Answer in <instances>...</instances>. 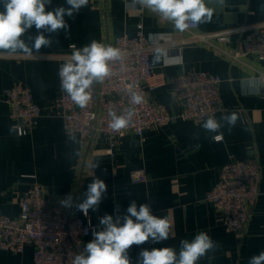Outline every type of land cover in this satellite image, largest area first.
<instances>
[{
    "label": "crops",
    "instance_id": "0c3cea01",
    "mask_svg": "<svg viewBox=\"0 0 264 264\" xmlns=\"http://www.w3.org/2000/svg\"><path fill=\"white\" fill-rule=\"evenodd\" d=\"M206 4L213 10L211 21L199 24L195 31H179L134 0H89L79 14L65 17L71 27L67 33L63 30L53 33L51 47H42L31 56L0 51L1 214L17 217L22 195L34 181L63 199L71 195L76 204L82 201L95 176L107 185L99 209L88 213L95 224L99 225L104 214L115 215L117 205L119 213H125L132 201L148 204L153 215L167 217L173 224L168 240L133 245L129 250L132 264H136L142 249L173 247L178 251L181 240H191L199 231L207 232L216 247L197 264H249L252 256L264 251V84L256 80L264 74V60L254 55L233 57L232 54L242 50L238 36L217 47L203 41L180 42L193 32L262 23L264 0H206ZM58 6H66L65 0H52L46 10ZM139 24H143L146 33L169 35L173 41L159 49L167 52L170 60L178 61L153 64L156 50L152 53V65L166 75L168 82L148 91L147 98L178 113L182 104L172 87V79L178 73L195 68L220 75L223 78L220 94L226 110L215 118L219 120L231 112L238 114L234 127L224 124L220 129L222 139L213 140L220 133L201 127L206 119L195 122L178 118L161 128L148 129L144 139L132 131L126 132L110 154L104 135L97 134L82 146L78 134L65 131L55 102L62 93L58 69L65 57L71 55V45L80 48L93 39L107 43L119 34L133 36ZM28 35H36V29L33 27ZM249 81L256 84V90L249 87ZM17 83L29 86L43 109L39 123L26 135L9 131L14 120L5 100V89ZM232 159L258 161L262 171L261 193L251 208L247 226L240 230L226 226L219 209L205 198L217 182L221 167ZM92 163H98L99 167L92 170L89 167ZM135 169H145V181H132L131 172ZM68 209L74 216H83L75 207ZM91 239L92 236L86 237L83 246ZM32 261L31 245L22 253L0 248V264H32Z\"/></svg>",
    "mask_w": 264,
    "mask_h": 264
},
{
    "label": "built area",
    "instance_id": "2783aa9c",
    "mask_svg": "<svg viewBox=\"0 0 264 264\" xmlns=\"http://www.w3.org/2000/svg\"><path fill=\"white\" fill-rule=\"evenodd\" d=\"M198 28L199 25H190L187 30ZM234 36L240 38L242 50L232 54L233 57L254 55L264 60V22L219 31L193 32L181 38L180 42L203 41L217 47L219 43H229ZM172 41L162 32L146 33L143 24H139L133 36L124 33L113 41L102 42L119 48L122 57L112 62V74L102 84L93 85L91 100L85 108L75 105L66 94L59 95L55 105L60 110L65 131L78 134L82 146L97 134H102L109 144L107 152L113 154L114 147L128 131L144 139L148 129L161 128L178 118L201 122L225 111L220 94L223 78L195 68L182 71L172 79L173 91L182 104L180 112L172 113L163 103L147 98L148 91L168 82L166 75L152 65L151 55ZM70 56L65 57L64 63ZM256 80L264 84V74ZM133 92L143 98L138 105L131 103ZM5 100L11 107L14 125L23 129L24 135L31 133L43 114L31 88L22 83L8 87ZM129 109H132L129 125L120 131L111 129L109 112L127 117ZM146 177L145 169L131 172L133 182L145 181ZM261 180L258 161L232 159L221 167L217 182L207 191L205 198L216 205L226 226L240 230L249 222L251 208L261 193ZM61 200V196L48 192L39 182L31 183L22 195L17 217L0 213V248L22 253L27 245H31L32 264H72L74 257L83 252L84 239L99 230V225L88 215H72L67 207L61 205Z\"/></svg>",
    "mask_w": 264,
    "mask_h": 264
},
{
    "label": "clouds",
    "instance_id": "9594fccd",
    "mask_svg": "<svg viewBox=\"0 0 264 264\" xmlns=\"http://www.w3.org/2000/svg\"><path fill=\"white\" fill-rule=\"evenodd\" d=\"M88 2L89 0H65L66 6L46 10L52 0H0V51L31 56L39 53L42 47H51L52 34L59 30L67 33L71 27L65 17L73 18ZM134 3H139L172 23L179 31L188 29L190 25L210 22L213 16V10L207 6L206 0H134ZM33 27L36 35H28ZM149 39H152L151 34ZM71 48L70 59L58 69L60 90L83 109L91 100L93 85L102 84L112 74V62L119 61L122 52L119 48L95 39L83 47L78 48L73 44ZM161 61L165 65L178 62L170 60L167 52L157 48L153 64ZM249 87L256 90V84L252 81H249ZM142 99L135 92L131 94L132 104L138 105ZM108 115L111 118L109 127L120 131L129 125L132 109H129L127 117L114 111H110ZM237 120L238 114L231 112L222 115L219 120L209 117L201 127L207 132L220 133L224 124L231 128ZM9 131L25 134L18 125L10 126ZM212 138L219 141L222 133ZM89 167L93 170L99 164L92 163ZM106 192L107 185L104 180L94 176L83 193L82 201L73 204V197L68 195L60 203L67 208L75 207L87 217L89 210L99 209ZM114 212L115 215L100 216L99 230L93 231L92 239L85 244L83 252L74 257L72 264H132L129 250L133 245L139 246L149 241L160 243L168 240L172 233V222L167 217L153 215L146 203L138 205L136 201H132L123 214L119 213L117 205ZM215 247L216 244L209 234L199 231L193 239L181 240L178 251L173 247L142 249L136 264H197L201 257ZM249 264H264V251L252 256Z\"/></svg>",
    "mask_w": 264,
    "mask_h": 264
}]
</instances>
